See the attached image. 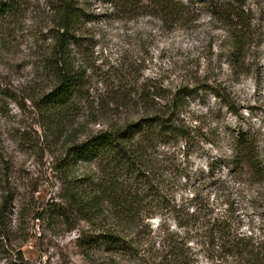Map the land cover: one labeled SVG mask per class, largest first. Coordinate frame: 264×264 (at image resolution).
<instances>
[{"label":"rangeland","instance_id":"374dc122","mask_svg":"<svg viewBox=\"0 0 264 264\" xmlns=\"http://www.w3.org/2000/svg\"><path fill=\"white\" fill-rule=\"evenodd\" d=\"M182 1L193 10L185 22L174 27L160 24L146 12L134 18L124 16L108 0H85L83 8L93 19L81 28L84 53L79 59L90 65L91 80L62 137L49 135L34 106L35 95L51 85L48 71L42 67L51 44L49 0H20L15 14L0 18V206L6 196L15 194L5 210L10 249H19L30 264H165L158 257L166 235L182 245L187 241L183 250L191 264H214L207 258L212 246L204 233L178 228L167 214L146 220L142 244L132 256L85 253L76 242L78 232L88 228L85 223L69 224L68 219L48 214L35 218L47 204L60 201L54 167L70 144L67 135L74 133L80 141L103 125L135 113L124 107L108 110L113 74L124 60L137 59L143 67L134 76L138 85L157 81L173 87L183 78L196 81L187 116L198 131L186 165L188 176L180 181L174 196L176 208L190 211L209 202L212 217L224 218L232 236L258 237L264 224V185L239 186L222 160L229 155L230 138L240 132L255 133L264 153V44L243 66L229 67L226 34L209 17L208 0ZM249 1L264 26V0ZM223 89L231 108L214 98ZM88 168L79 164L76 174ZM10 249L5 247V254H0V264L6 262L3 257L12 255Z\"/></svg>","mask_w":264,"mask_h":264},{"label":"trees","instance_id":"16d2710c","mask_svg":"<svg viewBox=\"0 0 264 264\" xmlns=\"http://www.w3.org/2000/svg\"><path fill=\"white\" fill-rule=\"evenodd\" d=\"M108 1L129 18L146 12L160 24L174 27L185 22L193 10L182 0ZM84 4L85 0L48 2L51 44L42 67L48 71L51 85L46 92L35 95L34 106L51 137L63 136L67 120L85 97L91 80L90 65L79 59L84 53L81 28L93 19L85 12ZM205 4L211 20L226 34L229 67L243 66L259 54L264 44V26L256 18L254 4L249 0H208ZM19 5L20 0H0V18L15 14ZM142 68L137 59L124 60L113 74L115 84L108 110L131 108L135 110L131 117L103 125L80 141L74 133L67 135L70 144L54 167L60 201L47 204L35 218L48 214L50 218L68 219L69 224L85 223L88 228L81 229L76 238L85 253L132 256L142 244L146 220L167 214L173 216L178 228L204 233L212 246L207 258L214 264H264V224L258 237L238 238L232 236L224 218L212 217L214 209L209 202L195 205L190 211L176 208L174 196L180 181L188 176L187 162L198 131L188 117L196 81L183 78L173 87L157 81L138 85L134 76ZM222 91L215 92L214 98L231 108L229 95L225 89ZM222 163L239 186L252 189L264 185V153L255 133L232 136L229 155ZM79 164L89 166L81 175L76 174ZM14 196L10 193L0 206V254H5V247L11 248L5 210ZM161 241L159 263H192L183 250L187 241L182 245L170 235ZM10 251L13 257H3L4 264H30L19 249Z\"/></svg>","mask_w":264,"mask_h":264}]
</instances>
